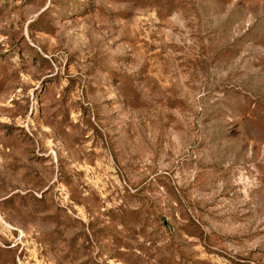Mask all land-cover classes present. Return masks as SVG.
Returning a JSON list of instances; mask_svg holds the SVG:
<instances>
[{
    "label": "rangeland",
    "instance_id": "374dc122",
    "mask_svg": "<svg viewBox=\"0 0 264 264\" xmlns=\"http://www.w3.org/2000/svg\"><path fill=\"white\" fill-rule=\"evenodd\" d=\"M0 264H264V0H0Z\"/></svg>",
    "mask_w": 264,
    "mask_h": 264
}]
</instances>
